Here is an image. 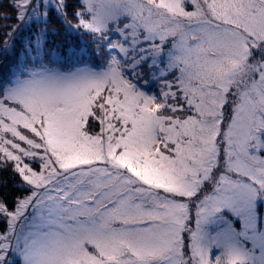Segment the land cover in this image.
<instances>
[{
    "label": "snow or ice",
    "instance_id": "obj_1",
    "mask_svg": "<svg viewBox=\"0 0 264 264\" xmlns=\"http://www.w3.org/2000/svg\"><path fill=\"white\" fill-rule=\"evenodd\" d=\"M0 63V264H264V0H0Z\"/></svg>",
    "mask_w": 264,
    "mask_h": 264
},
{
    "label": "trees",
    "instance_id": "obj_2",
    "mask_svg": "<svg viewBox=\"0 0 264 264\" xmlns=\"http://www.w3.org/2000/svg\"><path fill=\"white\" fill-rule=\"evenodd\" d=\"M52 28L56 30L57 34L49 37L50 45L53 48L57 46H62L61 50H66L69 47L78 48L81 46H87L92 49L94 46L88 42L87 37H79L78 35H70L63 31L59 24L53 21ZM2 63H0V68H2Z\"/></svg>",
    "mask_w": 264,
    "mask_h": 264
}]
</instances>
